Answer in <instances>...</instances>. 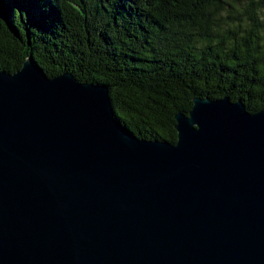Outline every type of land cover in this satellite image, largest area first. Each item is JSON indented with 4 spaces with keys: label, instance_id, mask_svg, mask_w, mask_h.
<instances>
[{
    "label": "water",
    "instance_id": "1",
    "mask_svg": "<svg viewBox=\"0 0 264 264\" xmlns=\"http://www.w3.org/2000/svg\"><path fill=\"white\" fill-rule=\"evenodd\" d=\"M192 101L146 139L105 85L0 69V264H264V110Z\"/></svg>",
    "mask_w": 264,
    "mask_h": 264
},
{
    "label": "trees",
    "instance_id": "2",
    "mask_svg": "<svg viewBox=\"0 0 264 264\" xmlns=\"http://www.w3.org/2000/svg\"><path fill=\"white\" fill-rule=\"evenodd\" d=\"M228 3L229 7H226ZM240 7V6H239ZM0 0V69L31 56L108 87L118 122L175 143L192 99L264 110V0Z\"/></svg>",
    "mask_w": 264,
    "mask_h": 264
},
{
    "label": "rangeland",
    "instance_id": "3",
    "mask_svg": "<svg viewBox=\"0 0 264 264\" xmlns=\"http://www.w3.org/2000/svg\"><path fill=\"white\" fill-rule=\"evenodd\" d=\"M228 2H232L233 1H237V7H239V9L241 10L242 8H244L245 4H246V0H227ZM226 7H231V6H228V3H226Z\"/></svg>",
    "mask_w": 264,
    "mask_h": 264
}]
</instances>
